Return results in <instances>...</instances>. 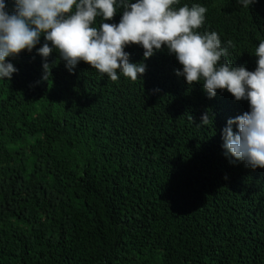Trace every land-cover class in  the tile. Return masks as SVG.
Masks as SVG:
<instances>
[{"label": "trees", "instance_id": "obj_1", "mask_svg": "<svg viewBox=\"0 0 264 264\" xmlns=\"http://www.w3.org/2000/svg\"><path fill=\"white\" fill-rule=\"evenodd\" d=\"M184 4L207 8L200 33L233 42L220 63L255 70L264 0ZM45 42L0 78V264H264V169L223 147L249 103L189 86L166 46L146 60L127 46L146 71L112 81L83 61L70 72L55 50L45 60Z\"/></svg>", "mask_w": 264, "mask_h": 264}, {"label": "clouds", "instance_id": "obj_2", "mask_svg": "<svg viewBox=\"0 0 264 264\" xmlns=\"http://www.w3.org/2000/svg\"><path fill=\"white\" fill-rule=\"evenodd\" d=\"M180 0H15L13 14L6 11L5 0H0V78L10 80L17 71L6 58L31 52L41 36L46 41L38 54L46 58L55 50L66 62L70 72L83 61L112 81L118 72L132 81L146 71L143 62L130 63L129 45H140L144 59L167 47L174 54L189 86L201 82L209 98L217 90H227L236 101L246 100L249 111L230 118L223 130L226 155L243 161L253 170L264 169V41L255 49L258 57L254 71L233 63H220L234 47H221L217 32L200 33L205 22L206 7L194 4L178 5ZM255 0H242L248 8ZM119 23H108L118 13ZM99 26H96L97 18ZM49 43L51 46H49ZM45 73L49 64H43ZM141 80V79H140ZM209 113L201 117L207 125ZM238 131L234 132L232 126Z\"/></svg>", "mask_w": 264, "mask_h": 264}]
</instances>
